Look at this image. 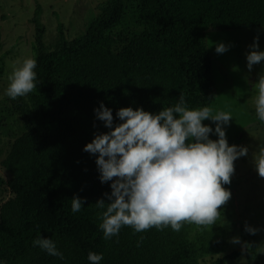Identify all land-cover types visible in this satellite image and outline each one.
<instances>
[{
  "label": "trees",
  "instance_id": "trees-1",
  "mask_svg": "<svg viewBox=\"0 0 264 264\" xmlns=\"http://www.w3.org/2000/svg\"><path fill=\"white\" fill-rule=\"evenodd\" d=\"M129 4L137 6L142 30L114 52L113 30ZM39 16L37 4L31 19L34 119L26 121L4 160L14 196L0 205V264H90V251L102 254L100 264H197L199 249L187 239L185 225L179 232L123 226L104 239L98 227L102 210L95 203L108 202L104 194L111 193V182L101 183L96 155L83 148L94 135L110 131L94 111L101 103L111 110L113 127L122 122L120 108L156 114L176 104L180 94L189 109L210 107L215 83L206 33L263 28L264 0H108L78 39L67 40L58 24L54 45L45 44ZM3 184L0 177V190ZM74 196L83 200L77 213L71 211ZM244 226L248 262L263 264L261 241ZM40 236L52 239L64 259L34 246Z\"/></svg>",
  "mask_w": 264,
  "mask_h": 264
},
{
  "label": "clouds",
  "instance_id": "clouds-1",
  "mask_svg": "<svg viewBox=\"0 0 264 264\" xmlns=\"http://www.w3.org/2000/svg\"><path fill=\"white\" fill-rule=\"evenodd\" d=\"M211 44V42H210ZM251 51L246 54L247 68L264 61V51L258 49L254 37ZM223 43L215 51H227ZM18 65V66H17ZM34 58L17 61L8 77L5 95L12 100L24 97L37 89ZM255 108L260 122L264 123V75L255 85ZM97 119L110 131L94 135L83 150L96 155V165L101 183L111 182V193H105L108 202L98 199V227L104 239L119 234L123 226L135 232L155 227H171L179 232L184 224L198 228H211L222 219L221 209L231 198L224 185L231 183L235 172L234 161L248 155L246 146L229 145L224 125L233 119L231 112L213 111L211 107L189 109L184 94L179 101L156 114L142 108H120L116 115L122 121L113 127V116L103 103L94 109ZM211 120L215 127L203 124ZM215 133L216 140L209 138ZM255 170L264 178V148L254 160ZM83 200L74 196L71 211H81ZM245 231L255 234V229L245 224ZM240 244L238 237L231 238ZM33 245L48 255L63 260L56 243L46 237L33 240ZM247 248V244H244ZM90 264H100L102 254L89 252Z\"/></svg>",
  "mask_w": 264,
  "mask_h": 264
},
{
  "label": "rangeland",
  "instance_id": "rangeland-1",
  "mask_svg": "<svg viewBox=\"0 0 264 264\" xmlns=\"http://www.w3.org/2000/svg\"><path fill=\"white\" fill-rule=\"evenodd\" d=\"M108 0H0V177L4 184L0 190V205L14 195L6 182L12 175L4 167L11 146L23 132L26 121H33V106L30 96L12 100L5 95L8 77L17 61L34 58V23L31 21L36 5L40 6L39 21L44 26L43 40L46 45L59 41L58 24L67 40L84 35L90 23L100 15V8ZM138 8L129 4L121 24L113 30L116 42L113 51H121L129 41L140 33L142 27L136 23ZM254 37H258V49L264 51V27L247 30L210 29L206 33V44L212 59L215 99L210 105L213 111L231 112L233 119L224 125L229 145L246 146L248 155L234 161L235 172L231 180L240 181L226 187L231 198L221 209L222 219L211 228H198L184 224L186 237L194 242L199 254L197 264H253L248 262L247 240L241 229L245 224L258 229L254 234L260 242L259 251L264 264V178L255 170L254 160L264 148V123L257 117L255 85L264 75V61L247 68L246 54L250 52ZM211 42V44H210ZM223 43L227 51L218 54L216 44ZM18 66V65H17ZM197 109V108H196ZM203 124L215 127L211 120ZM212 140L218 139L213 132ZM238 237L240 244L231 238ZM242 254L233 260L223 261L234 251ZM222 260V261H219Z\"/></svg>",
  "mask_w": 264,
  "mask_h": 264
}]
</instances>
